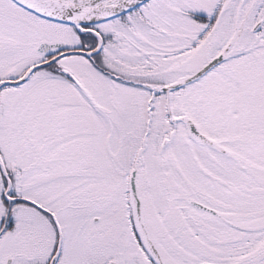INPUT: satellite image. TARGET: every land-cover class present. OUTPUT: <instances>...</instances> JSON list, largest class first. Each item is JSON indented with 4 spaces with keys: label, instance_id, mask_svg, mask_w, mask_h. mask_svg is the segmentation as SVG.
I'll return each instance as SVG.
<instances>
[{
    "label": "snow or ice",
    "instance_id": "snow-or-ice-1",
    "mask_svg": "<svg viewBox=\"0 0 264 264\" xmlns=\"http://www.w3.org/2000/svg\"><path fill=\"white\" fill-rule=\"evenodd\" d=\"M0 264H264V0H0Z\"/></svg>",
    "mask_w": 264,
    "mask_h": 264
}]
</instances>
